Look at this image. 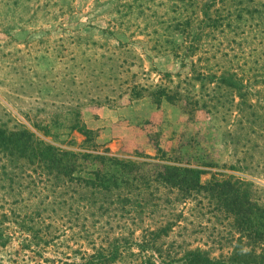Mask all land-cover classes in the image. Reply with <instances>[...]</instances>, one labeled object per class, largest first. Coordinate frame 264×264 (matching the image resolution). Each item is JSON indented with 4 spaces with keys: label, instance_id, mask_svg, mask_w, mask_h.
Returning a JSON list of instances; mask_svg holds the SVG:
<instances>
[{
    "label": "rangeland",
    "instance_id": "1",
    "mask_svg": "<svg viewBox=\"0 0 264 264\" xmlns=\"http://www.w3.org/2000/svg\"><path fill=\"white\" fill-rule=\"evenodd\" d=\"M231 74L249 90L243 106L239 90L216 79ZM158 87L170 94L162 105ZM77 105L92 142L68 130L67 108ZM1 123L79 153L198 167L205 182L245 179L264 200V0H0ZM29 192L33 208L47 196ZM185 201L161 211L184 215L164 248L227 256L222 216ZM44 207L47 245L23 249L10 225L16 235L0 246V264L79 263L110 235L109 218L85 228L73 201Z\"/></svg>",
    "mask_w": 264,
    "mask_h": 264
},
{
    "label": "trees",
    "instance_id": "2",
    "mask_svg": "<svg viewBox=\"0 0 264 264\" xmlns=\"http://www.w3.org/2000/svg\"><path fill=\"white\" fill-rule=\"evenodd\" d=\"M217 78L229 89L239 90L241 106L249 102V90L244 83L239 85L237 76ZM168 92L167 88L158 87L155 103L169 101ZM80 106L67 108L71 120L68 130L79 132L92 142L93 132L82 121ZM35 126L45 136L51 135L50 126ZM95 150L79 153L63 149L37 137L24 125L9 130L0 124V159L6 161L0 165L4 192V203L0 204V246L6 247L14 239L16 232L10 233V225H14L23 236L22 248L40 252L48 240L40 227L48 218L43 215L47 210L44 206L73 201L80 206L75 216L82 219L85 228L89 222L97 225L95 219L100 216L109 218L112 229L106 241H92V252L79 263L63 264H264V200L255 182L234 176L205 182L204 171L198 167L141 163L110 156L107 150ZM30 190L47 194L34 208L29 204L32 198L26 196ZM185 200L213 207V212L222 216L229 230L225 235L217 234L218 242L231 248L227 256L212 257L200 247L179 253L181 246L175 242L170 249L164 248V239H170L175 228L181 226L184 215L161 211H166L164 206L174 207ZM140 226L141 234L136 236ZM44 263L58 264L49 258Z\"/></svg>",
    "mask_w": 264,
    "mask_h": 264
}]
</instances>
